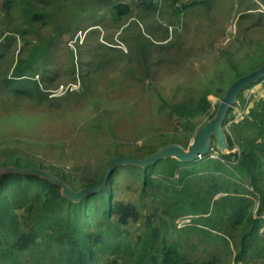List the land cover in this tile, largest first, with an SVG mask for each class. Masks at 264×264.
I'll list each match as a JSON object with an SVG mask.
<instances>
[{
    "label": "rangeland",
    "instance_id": "1",
    "mask_svg": "<svg viewBox=\"0 0 264 264\" xmlns=\"http://www.w3.org/2000/svg\"><path fill=\"white\" fill-rule=\"evenodd\" d=\"M119 1L128 0H0V170L17 164L42 168L76 191L95 186L116 156L144 158L171 143L187 148L229 86L264 63V0H193L173 11L128 1L132 13L117 19ZM259 80L240 91L225 120V133L234 139L231 152L239 149L238 128L256 119L248 118L250 110H264ZM211 145L216 149L215 141ZM191 165L176 169L170 188L143 187L138 165L114 169L104 191L109 204L129 209L126 222L101 207L100 194L78 216L77 234L101 231L108 245L85 240L96 249L93 264H138V243L153 229L156 247L174 244L196 264L217 253L219 264H226L224 243L197 231L191 222L197 216L176 214L181 203L188 206L181 180ZM166 166L160 162L154 173ZM196 177L188 193L200 190L204 197L224 195L225 178L234 182L223 175L212 186ZM13 182L30 192L47 188L26 176ZM242 187L256 211L260 196ZM17 221L22 232L32 218ZM5 232L0 226V246H9L12 255L0 250V264H65L55 260L60 248L51 231L28 247L16 245V233ZM12 256L17 261L11 263ZM246 258L248 264H264L262 258Z\"/></svg>",
    "mask_w": 264,
    "mask_h": 264
},
{
    "label": "trees",
    "instance_id": "2",
    "mask_svg": "<svg viewBox=\"0 0 264 264\" xmlns=\"http://www.w3.org/2000/svg\"><path fill=\"white\" fill-rule=\"evenodd\" d=\"M128 1H119L114 5V14L117 19L120 16H128L132 13ZM142 1L157 6L152 0L136 2ZM176 2L177 0H172L173 4L182 9L194 1L183 2L179 5ZM8 5L6 6L7 9L11 6ZM29 15L36 17L32 11L29 12ZM17 71L21 72L20 65H18ZM260 80L264 86V79L261 78ZM260 103L264 108V100ZM230 112H232L231 109ZM248 118L256 119L246 120L238 128L235 140L239 149L236 152H231L234 139L231 134L226 133L228 152L223 153L212 146V150L190 162H183L170 157L160 159L145 168L139 167L141 174L144 176L142 179L143 187L146 188L148 184L158 183L170 188L172 184H170L169 179L175 175L176 169L181 165L192 164L191 168L184 173L186 178L181 180L183 182L182 192L189 199L188 206L184 207L185 205L181 203L179 205L180 210L176 214L181 215L183 212H188L197 216L191 219L192 224L197 226L195 227L196 230L201 234L207 232V237L210 239L224 243L223 254L226 256V264H234V262L248 264L247 255L264 259V232L260 231L264 224V217H261L264 211V189H262L264 179V168H262L264 164V110L259 112L255 107L250 110ZM236 126L234 125V128ZM214 151L217 152L218 157H210V154ZM163 161L167 165L169 164V167L166 166L158 171L159 173H154L156 167ZM129 166L138 168L137 165ZM113 174L114 172L109 175V180ZM223 175L234 180L230 183L225 178L224 183L228 184V188L225 190L224 195L214 198L216 193H210L211 197L207 193V197H204L200 190L188 193L193 179L199 178L196 176H201L203 181L213 183L217 182ZM24 176L30 179L43 180L47 188L40 192H30L24 189L23 185L14 184V178L18 180ZM190 176L192 178L187 179ZM244 184L252 189L248 193L255 192L260 196L262 203L258 204L256 211L253 199L248 198L241 192L244 191L242 187ZM215 185L216 183L212 184V186ZM229 185H232V187ZM11 186L10 192L7 193L8 188ZM105 186L79 201H72L61 193L59 185L43 177L17 172L3 173L0 176V226L5 229V235L9 233L17 234L15 243L16 245L19 244V247H28L30 242H35L40 233L49 230L52 232L48 233L51 239L60 248V256L55 258L56 262L64 260L65 264H93L96 249L91 248V245L85 240L92 237L93 241L100 242L105 246L108 245L103 240L101 231L88 232L82 235L77 234L79 231L78 216L81 213L80 207L85 205L84 209L91 210L93 198L100 194L101 207H109L110 211L118 212L120 222H126L129 214V209L122 204H118L116 207L109 204L110 196L109 192L104 191ZM6 195L8 196L6 197ZM14 209H19L21 212L15 214ZM17 216L32 218L31 226L26 231H18L20 222L17 221ZM200 222L203 224L201 225ZM157 235V230L153 229L150 235H145L142 238V242L139 241L137 250L140 261L138 264H142L141 260L146 256L149 259L145 264H196L188 261L185 254L176 250L174 244H167L163 241L160 247H156L154 243ZM22 240L23 242L20 243ZM0 250L7 255H12V249L7 245L0 246ZM232 256L233 258H231ZM213 257L212 259L202 260L197 264H219L222 262L220 254L216 253ZM227 257H229V260H227ZM15 260L17 261V258L12 256L11 263Z\"/></svg>",
    "mask_w": 264,
    "mask_h": 264
},
{
    "label": "water",
    "instance_id": "3",
    "mask_svg": "<svg viewBox=\"0 0 264 264\" xmlns=\"http://www.w3.org/2000/svg\"><path fill=\"white\" fill-rule=\"evenodd\" d=\"M261 78H264V63L260 67L236 79L229 86L224 97L220 101L214 117L208 120L203 126L198 128L187 148H184L179 143H171L144 158L116 156L112 159L108 168L95 186L86 187L76 191L64 180L60 179L50 171L35 167L25 168L20 166H7L0 170V176L3 173L9 172L37 175L59 185L61 187V193L68 199L72 201H79L87 195L99 191L106 183L109 175L119 165H138L145 168L160 159L170 157L176 158L183 162H190L207 153L212 147L211 144L213 141H215L217 150L223 153L228 152V143L224 129V123L227 115L232 106L237 103L240 91L249 83L258 81Z\"/></svg>",
    "mask_w": 264,
    "mask_h": 264
},
{
    "label": "built area",
    "instance_id": "4",
    "mask_svg": "<svg viewBox=\"0 0 264 264\" xmlns=\"http://www.w3.org/2000/svg\"><path fill=\"white\" fill-rule=\"evenodd\" d=\"M131 1H141V0H131ZM152 1H153L154 3H156V4H158V5L161 3V0H152ZM189 1H191V0H177L176 4L179 5V4L183 3V2H189ZM236 104H237V103H236ZM236 104H235V105H236ZM235 105L232 106L231 110H233V108L235 107ZM233 115H235V114H233ZM210 150H212V147L210 148ZM200 157H201V156H200ZM210 157H218L217 152L214 151L212 154H210ZM261 217H264V211H263Z\"/></svg>",
    "mask_w": 264,
    "mask_h": 264
},
{
    "label": "crops",
    "instance_id": "5",
    "mask_svg": "<svg viewBox=\"0 0 264 264\" xmlns=\"http://www.w3.org/2000/svg\"><path fill=\"white\" fill-rule=\"evenodd\" d=\"M164 5H165L166 7H168V8H170V9H172V8H173V9H174V8L176 9L175 4L172 3V0H170V1H169V0H161V3L159 4V6H160V7H161V6L163 7ZM173 9H172V11H173ZM139 10H140V8H139ZM139 10L137 9V11H139ZM166 37H167V36L163 37V39H166ZM163 39H161V40H163Z\"/></svg>",
    "mask_w": 264,
    "mask_h": 264
}]
</instances>
